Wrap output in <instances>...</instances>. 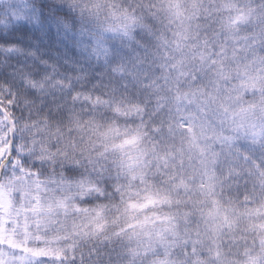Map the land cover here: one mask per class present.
<instances>
[{"label":"snow or ice","instance_id":"6c2138e0","mask_svg":"<svg viewBox=\"0 0 264 264\" xmlns=\"http://www.w3.org/2000/svg\"><path fill=\"white\" fill-rule=\"evenodd\" d=\"M0 264H264V0H0Z\"/></svg>","mask_w":264,"mask_h":264}]
</instances>
